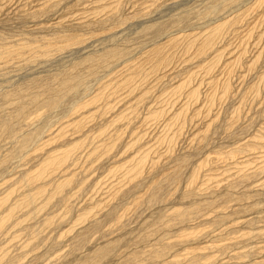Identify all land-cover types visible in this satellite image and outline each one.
Returning <instances> with one entry per match:
<instances>
[{
	"label": "rangeland",
	"instance_id": "obj_1",
	"mask_svg": "<svg viewBox=\"0 0 264 264\" xmlns=\"http://www.w3.org/2000/svg\"><path fill=\"white\" fill-rule=\"evenodd\" d=\"M223 1L0 0V115L40 97L0 138V264H264V55L227 72L246 20L200 50Z\"/></svg>",
	"mask_w": 264,
	"mask_h": 264
},
{
	"label": "bare ground",
	"instance_id": "obj_2",
	"mask_svg": "<svg viewBox=\"0 0 264 264\" xmlns=\"http://www.w3.org/2000/svg\"><path fill=\"white\" fill-rule=\"evenodd\" d=\"M245 0H224L222 3H221V5L220 6H222L223 7V9H226V8H232V7H236L237 9L235 10H233V11H231L228 15H227V18L224 20V23L223 24H217V25H215L211 30H209L210 31V33H209V35H208V38L206 39V41L205 42H203L202 43V47L200 48V50H202L203 49V47H205L206 46V43H208V42H212V41H214V40H216L217 38H219L220 37V35L222 34V32H223V30H225V28H229V29H231V27L234 25V24H236V23H241V22H243V21H245L246 20V26H244V25H242V27L243 28H240V30L239 29H237V30H239V32L237 33V37L235 36V34H234V36L236 37V39L238 40L235 44L237 45V52H235L230 58H231V60L229 59V61H228V64H227V66H228V73H230L231 71H233V69L236 67H238V64L240 63V60L242 59V57L244 56V54H245V52L247 53L248 51H246L247 49H246V47H248V45L249 44H252L253 45V47L254 48H256V53H255V55L254 56H252L250 59H249V62H248V64L246 65V67H248L249 69H251V67H252V69H251V73H252V70H253V68L254 69H260V67L258 68H256V65L259 63V62H262V59H260V57H262L263 55H264V0H248V2H244ZM222 7H217V9H222ZM227 10V9H226ZM230 10V9H229ZM220 11V10H219ZM219 11H217V13L219 12ZM37 12V11H36ZM36 12H35V14H36ZM229 12V11H228ZM32 13V12H31ZM217 13H215V14H217ZM226 13V12H225ZM34 14V12H33V15H35ZM206 15V14H205ZM35 17H36V15H35ZM245 17H247V18H245ZM248 19V20H247ZM234 27H235V25H234ZM239 27H241L240 26V24H239ZM236 30V29H235ZM208 31V32H209ZM230 32H231V30H230ZM233 32V31H232ZM231 32V33H232ZM235 32H237V31H235ZM234 32V33H235ZM235 37H234V41H236L235 40ZM176 38H174V39H170V41H168V43L169 42H171V41H174ZM232 39V38H231ZM233 42V41H232ZM27 43V42H26ZM29 43V42H28ZM234 43V42H233ZM30 44V43H29ZM209 44V43H208ZM212 44V43H211ZM23 45H24V43H23ZM27 46H28V44H26ZM27 46H25L26 48H27ZM231 46H232V44H231ZM208 47V46H207ZM236 47V46H235ZM234 47V48H235ZM250 47V46H249ZM248 47V48H249ZM251 48V47H250ZM232 49V48H231ZM236 49V48H235ZM233 51V50H232ZM120 52L121 51H118V50H116V49H107V50H105V52H103V53H101V54H98V55H94V56H90V57H84V59L83 60H81L79 63L81 64H79V66H82V65H84L87 69L86 70H90V69H94V67H96L97 68V65L99 66V64L100 63H102L103 64V62H108V61H112V59H114L116 56H119L120 55ZM205 53V52H204ZM246 55V54H245ZM208 57V56H207ZM264 57V56H263ZM249 58V57H248ZM261 61H260V60ZM243 60V59H242ZM246 61H247V59H245ZM264 61V60H263ZM244 62V61H243ZM77 63V62H76ZM245 63V62H244ZM243 63V64H244ZM247 63V62H246ZM210 64V63H209ZM263 66H264V63H263ZM262 66V67H263ZM240 67V72L242 71L241 70V66H239ZM238 67V68H239ZM71 68V67H70ZM76 68V67H75ZM83 68V67H82ZM81 68V69H82ZM208 68V67H207ZM245 68V67H244ZM72 69V68H71ZM208 69H210V68H208ZM246 69V68H245ZM261 69H263V70H261ZM260 70H258V71H256V73H254V74H256L255 76H253V77H255L252 81V84H251V82L249 83V85L251 84V86H249L250 88H251V90H253V91H255L256 93H257V91H258V89L260 88V85L264 82V67L263 68H261ZM80 70V69H79ZM83 70V69H82ZM237 70V69H236ZM248 70V69H247ZM94 71V70H93ZM234 72V71H233ZM233 72L232 73H230V74H232V75H234V77H236L235 76V74H233ZM238 72V71H237ZM243 72H246V70H244ZM74 71L73 70H70V69H67V70H64L63 72H60V75L58 74V76L57 75H55L56 76V78H55V76L53 77V79H52V77H51V79L52 80H50V78H49V80H45L44 82H45V85L44 84H42L41 82H43V81H41L40 83V85H39V87H41V85H42V88H44L45 89V91L46 92H50V93H54L55 91H56V93L58 92V90H55V89H53L51 86H50V82L49 81H54V78L56 79L54 82H56V83H58L57 81H61L60 79H62V78H68V79H66V80H63L62 81V83L61 82H59L58 84L59 85H61V87H63L64 89H68V88H70V86L71 85H69V81H70V78H72L73 77V75H74ZM82 73V72H81ZM250 73V72H249ZM237 74H239V73H237ZM243 74V73H242ZM242 74H240L243 78H244V76L242 75ZM253 74V75H254ZM76 75V74H75ZM245 75V74H244ZM238 76V75H237ZM227 77H228V75H227ZM234 77H230L231 79H233ZM74 78V77H73ZM229 78V77H228ZM228 78H227V80H228ZM37 80V79H36ZM31 81V80H30ZM33 81H35V80H33ZM38 81H39V79H38ZM37 81V82H38ZM184 81V80H183ZM32 82V81H31ZM36 82V81H35ZM37 82H36V84H37ZM43 82V83H44ZM48 82V83H47ZM229 82H230V80H229ZM61 83V84H60ZM184 83V82H183ZM233 83V81L231 82V84ZM28 85L29 84H33V85H35L34 84V82L33 83H27ZM39 84V83H38ZM55 84V83H54ZM57 84V85H58ZM24 85H26V84H24ZM23 85V86H24ZM27 85V86H28ZM52 85V84H51ZM19 87L18 88H20L21 89V86H22V84H21V86L20 85H18ZM22 86V87H23ZM35 86H38V85H35ZM184 86H185V84H184ZM233 86V85H232ZM16 87V86H15ZM25 87V86H24ZM54 87V86H53ZM56 87V86H55ZM59 87V86H58ZM230 84L228 83V82H226V84L224 85V88H225V94H228V92L230 93V90L233 92V90H232V88L233 87H231V89H230ZM14 88V87H13ZM12 88V89H13ZM17 88V87H16ZM16 88L14 89L15 91H16ZM26 88V87H25ZM60 88V87H59ZM71 88H72V86H71ZM70 88V89H71ZM250 88H247V90H248V92H249V89ZM9 90L10 92H8V93H10L11 95L12 94H14V90ZM24 89V88H23ZM23 89H21V90H19V92L21 91V92H23ZM261 89V88H260ZM26 90H28V88H26ZM63 90V89H62ZM181 90V89H180ZM6 91V90H5ZM5 91H3V92H5ZM13 91V92H12ZM29 91V90H28ZM27 91V92H28ZM31 91V90H30ZM29 91V92H30ZM44 91V92H45ZM2 92V97H4V98H6V96H7V98H11V97H8V94L5 96V94ZM18 92V93H19ZM20 92V93H21ZM32 92V91H31ZM30 92V94H28L30 97L28 98V100H24L23 102H21V100H16L17 102L15 103L16 105H15V109H14V111H12V113L10 112V110L8 111L9 112V114H7L8 112H6V114L8 115H6V114H4V115H6V116H4L3 115V112H1V114L2 115H0V116H3V117H1L0 118V138H1V136H11L12 134H15V129H14V121H15V119H16V117H19V116H22L25 112H23L24 111V109L25 108H27V107H25L26 106V102H28L29 104H35V103H37V101H38V99H40V97L39 98H37V95L39 94L38 92V94H36L35 92H34V94H32ZM231 92V93H232ZM6 93V92H5ZM16 93V92H15ZM20 93H19V98L21 99V97H24L23 95L21 96L20 95ZM24 93H26L25 92V90H24ZM24 93H21V94H24ZM59 93V92H58ZM48 94V93H47ZM60 94V93H59ZM4 95V96H3ZM11 95H9V96H11ZM18 95V94H17ZM41 95V94H40ZM12 96H14L16 99L18 98V97H16L15 95H12ZM1 97V98H2ZM26 97V96H25ZM256 98L258 97L257 96V94H256V96H255ZM7 98L5 99V100H7ZM13 98V97H12ZM15 98H13V99H15ZM44 100V99H43ZM10 101V100H9ZM28 105V104H27ZM54 105H57V101H50V100H46L43 104H42V106H41V108L42 107H45V109H51V108H53L54 107ZM29 106V105H28ZM5 113V112H4ZM11 113V114H10ZM13 137H14V135H12ZM16 136V135H15ZM31 137L32 136H27V137H25V141H29L30 139H31ZM185 161V159L183 160V162ZM176 170H178V169H176ZM181 174H180V171H175L174 172V174L173 175H171V176H168V179H169V177H170V179H171V177H172V179H175V181H177L179 178V176H180ZM166 179H167V177H166ZM165 179V180H166ZM168 181H170V180H168ZM174 181V180H173ZM174 181V182H175ZM154 186H156V187H158L157 185H154ZM154 186L152 187V190H153V188H154ZM155 187V188H156ZM154 188V190H157L158 188H156L155 189ZM161 188H159V190H160ZM153 190V193H159V192H156V191H154ZM158 191V190H157ZM161 191V190H160ZM153 193H151V198H153L154 199V197H155V195H157V194H153ZM152 196H154V197H152ZM157 197V196H156ZM158 198V197H157ZM150 199V198H149ZM151 200V199H150ZM240 211V210H239ZM244 211H246V210H244ZM250 218H252V217H250ZM250 218H246L247 219V221L250 223ZM249 219V220H248ZM252 220H254L253 218L251 219V223H252Z\"/></svg>",
	"mask_w": 264,
	"mask_h": 264
}]
</instances>
